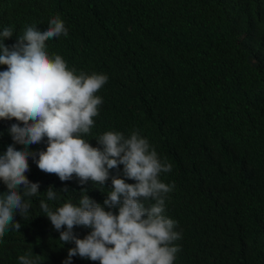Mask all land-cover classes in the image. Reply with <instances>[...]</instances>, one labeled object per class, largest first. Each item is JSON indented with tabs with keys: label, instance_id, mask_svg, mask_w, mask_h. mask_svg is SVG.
<instances>
[{
	"label": "trees",
	"instance_id": "trees-1",
	"mask_svg": "<svg viewBox=\"0 0 264 264\" xmlns=\"http://www.w3.org/2000/svg\"><path fill=\"white\" fill-rule=\"evenodd\" d=\"M57 14L69 35L47 41L48 51L77 73L108 76L84 138L102 149L99 135L138 129L172 164L160 178L175 185L165 212L183 234L175 264H264V0H0V31L14 29L5 45L11 49L26 25L45 30ZM17 123L23 126L0 119V154L9 145L36 153L25 175L40 194L26 198V218L16 215L20 231L10 228L0 239V264H20L28 253L39 256L37 264H64L75 244L59 241L67 226L56 230L39 201L55 210L86 192L118 214L104 205L112 177L136 181L124 177L123 165L103 186L42 172L36 160L47 137L16 143L9 129ZM50 187L56 200H47ZM7 191L0 181V193ZM90 231L73 228L81 239ZM71 264L99 261L77 255Z\"/></svg>",
	"mask_w": 264,
	"mask_h": 264
},
{
	"label": "clouds",
	"instance_id": "clouds-1",
	"mask_svg": "<svg viewBox=\"0 0 264 264\" xmlns=\"http://www.w3.org/2000/svg\"><path fill=\"white\" fill-rule=\"evenodd\" d=\"M14 34L12 27L0 31V119H15L9 132L16 143L31 145L47 137L46 151L38 153V168L55 174L61 181L78 178L81 185L92 181L103 186L110 178V170L123 165L124 177H112V190L107 192L104 205L118 208V214L92 200L86 192L77 204L65 202L55 210L41 199L39 207L56 230L59 241L74 242L64 264L80 256L99 261V264H175L181 251L176 241L182 232L175 229L180 222L165 212L169 194L175 185L161 180L170 173L172 164L162 159L138 129L125 136L120 131H107L95 139L100 147H93L84 137L91 135L95 118L103 104L98 93L108 82L103 73H87L70 68L59 54L48 51L47 41L69 35L65 21L59 14L52 16L45 30L35 24L26 25L18 42L10 49L4 40ZM36 153L27 148L18 150L9 145L0 154V181L8 191L0 193V239L7 231H20L17 214L26 218L32 200L39 192V183L29 181V156ZM103 187H101L102 189ZM67 191V189H65ZM47 200H56L58 192L50 187ZM149 201H154L149 203ZM74 226L90 228L84 238L73 233ZM31 253L19 256L20 264H37Z\"/></svg>",
	"mask_w": 264,
	"mask_h": 264
}]
</instances>
